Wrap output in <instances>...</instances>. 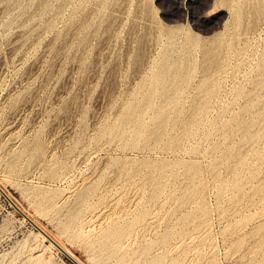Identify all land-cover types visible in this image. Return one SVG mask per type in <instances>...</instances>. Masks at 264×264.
I'll list each match as a JSON object with an SVG mask.
<instances>
[{
	"label": "rangeland",
	"instance_id": "rangeland-1",
	"mask_svg": "<svg viewBox=\"0 0 264 264\" xmlns=\"http://www.w3.org/2000/svg\"><path fill=\"white\" fill-rule=\"evenodd\" d=\"M259 5L0 0L2 188L85 264H264ZM217 37L219 62L205 69ZM181 61L182 77L145 101L155 71ZM2 188L0 264H11L38 230ZM107 229L119 232L118 251L98 242ZM49 247L45 264H77Z\"/></svg>",
	"mask_w": 264,
	"mask_h": 264
},
{
	"label": "bare ground",
	"instance_id": "bare-ground-1",
	"mask_svg": "<svg viewBox=\"0 0 264 264\" xmlns=\"http://www.w3.org/2000/svg\"><path fill=\"white\" fill-rule=\"evenodd\" d=\"M225 1H230V0H225ZM259 3H260V5L258 6V12L259 13H264V0H259ZM74 5V4H73ZM232 5V4H231ZM236 5V4H235ZM238 7V6H237ZM113 14V13H112ZM240 14H238V16H239ZM109 18V17H108ZM159 23V22H158ZM134 24V23H133ZM179 25V24H178ZM133 27V26H132ZM135 27V26H134ZM180 27V26H179ZM181 27H183V26H181ZM56 29H57V27H56ZM184 29V28H183ZM179 33H182V31L180 32L179 31ZM178 33V34H179ZM183 35V34H182ZM170 36V35H169ZM173 36V35H172ZM182 37H184V35L182 36ZM168 38V37H167ZM178 38V37H177ZM9 40V39H8ZM193 40V39H192ZM227 40V39H226ZM178 41V40H177ZM200 41V40H199ZM175 43V42H174ZM177 43V42H176ZM171 44V43H170ZM189 44V43H188ZM196 44V43H195ZM177 45V44H176ZM184 45H187V44H184ZM197 45V44H196ZM221 45H222V38L221 37H217V38H215L214 39V41L212 42V44H210V45H207V46H204V48H203V65H204V67H205V69L206 68H209L210 69V67L211 66H213V65H215V64H217V62H219L218 61V57H219V53H220V48H221ZM188 46V45H187ZM186 46V47H187ZM193 46H194V44H193ZM225 46V45H224ZM227 46V45H226ZM189 47H191V46H189ZM195 47V46H194ZM166 48V47H165ZM164 48V51L166 50V49H168V48H166L165 49ZM171 48V47H170ZM175 48V47H174ZM196 48V47H195ZM177 49H178V47H177ZM185 49V48H184ZM191 49V48H190ZM194 49V48H193ZM198 49V48H197ZM182 50V49H181ZM168 51H171V50H168ZM167 51V52H168ZM175 51H176V49H175ZM174 52V51H173ZM182 53H183V51H181ZM190 52V51H189ZM45 54V53H44ZM168 55H169V53H168ZM167 55V56H168ZM161 56H163L162 54H161ZM164 57V56H163ZM182 57H183V54H182ZM181 57V58H182ZM223 57V56H222ZM62 59V58H61ZM164 59V58H163ZM168 59V58H167ZM170 59V58H169ZM183 59V58H182ZM40 60V59H39ZM171 60V59H170ZM169 60V61H170ZM2 61V60H1ZM173 61V60H172ZM176 61V60H175ZM40 62V61H39ZM3 63V62H2ZM155 63V62H154ZM164 63V62H163ZM172 64H173V62H171ZM177 63H178V61H177ZM1 64V63H0ZM37 64V63H36ZM59 64V63H58ZM161 64H162V62H161ZM1 66H2V64H1ZM177 66H181V69L182 70H177ZM215 67V66H214ZM217 68V67H216ZM6 69V68H5ZM4 69V70H5ZM34 69V68H33ZM187 69H188V67L185 65V63L183 62V61H181V62H179V65L178 64H175V65H173L172 67L171 66H167V65H165V64H163V65H161L156 71H155V73H154V75L152 76V86H151V88L143 95V98H144V100L145 101H149L150 100V98H151V96H152V94H153V92H154V90H155V87L157 86V85H160L161 83L163 84L164 82H165V80L166 79H171V80H179V78H181L182 76V74L185 72V71H187ZM89 71V70H88ZM205 72V71H204ZM28 73V72H27ZM81 75V74H80ZM151 75V74H150ZM188 75V74H187ZM206 75H207V73H206ZM205 75V76H206ZM144 79H146V78H144ZM181 80V79H180ZM183 80H184V78H183ZM18 81V80H17ZM146 81V80H145ZM186 81V80H185ZM144 82V81H143ZM173 82V81H172ZM184 82V81H183ZM19 83V82H18ZM214 83V82H213ZM213 83L212 82H210V81H206V83H205V85H204V95H205V97L207 98L208 96H210V92L211 91H213L212 89V87H213ZM16 84V83H15ZM146 84H147V82H146ZM257 84L259 85V86H264V78H262V79H260L259 80V82H257ZM171 85H172V83H171ZM214 85H216V83L214 84ZM167 86H168V84H167ZM158 87H160V86H158ZM157 87V88H158ZM169 87H170V85H169ZM172 87V86H171ZM144 88H146V86L144 87ZM161 89V88H160ZM14 90V89H13ZM144 90V89H143ZM139 91H141L140 89H139ZM158 92H159V90H158ZM171 92V91H170ZM169 92V93H170ZM174 92V91H173ZM173 92H172V95H173ZM161 93V92H160ZM159 93V94H160ZM29 95V94H28ZM169 95V94H168ZM171 95V94H170ZM139 96V95H138ZM157 96V95H156ZM212 96V95H211ZM140 97V96H139ZM141 98V97H140ZM164 99V98H163ZM137 100V99H136ZM205 100V99H204ZM153 101V100H152ZM132 102H133V100H132ZM137 102H138V100H137ZM207 104V103H206ZM135 106V105H134ZM171 107V106H170ZM204 108H205V106H204ZM133 105H131V106H129L128 108H127V110H126V112H125V114H124V116L122 117V119H121V121H124V122H126L127 120H129L130 118H131V116L133 115V113H134V111H133ZM201 111V110H200ZM199 111V112H200ZM15 112V111H14ZM18 112V111H17ZM138 112V111H137ZM173 112V111H172ZM191 114V113H190ZM197 114V113H196ZM136 115H137V113H136ZM168 116H170V114H169V111L167 110V109H163L162 111H160V116H159V124L160 125H162L166 120H167V118H168ZM172 116V115H171ZM138 117H139V115H138ZM239 118V117H238ZM135 120V119H134ZM134 120L132 121L133 123H134ZM217 120V119H216ZM168 121V120H167ZM111 122V121H110ZM204 123V122H203ZM206 123V122H205ZM57 124V123H56ZM140 124H143V122H141ZM145 124V123H144ZM247 124H248V122H247ZM139 125V124H138ZM164 125V124H163ZM117 126H118V124L117 123H114V124H112L111 123V125H108L106 128H105V130H106V132H109V133H114L115 132V130L117 129ZM132 126H133V124H132ZM244 127V126H243ZM242 127V128H243ZM104 128V127H103ZM123 128H125V127H123ZM132 129V128H131ZM136 129V128H135ZM143 129V128H142ZM142 129H141V131H142ZM118 131H120V130H118ZM165 132V131H164ZM185 132V131H184ZM120 133H121V131H120ZM258 136V135H257ZM129 137H130V134H129ZM106 140V139H105ZM133 140V139H132ZM134 141V140H133ZM106 142V141H105ZM232 144V143H231ZM101 146V145H100ZM98 148V147H97ZM96 148V149H97ZM3 153V152H2ZM126 158V157H125ZM134 158V157H133ZM132 158V159H133ZM33 159V158H32ZM39 159V158H38ZM100 160V159H99ZM107 161V160H106ZM6 165V164H5ZM9 166V165H8ZM36 166V165H35ZM11 167V166H10ZM95 167V166H94ZM9 168V167H8ZM192 168H194V171L195 170H197L198 171V169H197V167L196 166H193ZM154 171V170H153ZM164 171H166V170H164ZM197 171H195V172H197ZM234 172V171H233ZM91 173V172H90ZM5 175V177H6V174H4ZM178 175V174H177ZM8 176V175H7ZM151 176V175H150ZM5 177H0V183H2V181L4 182V178ZM84 178V177H83ZM149 178V177H148ZM131 179V178H130ZM147 179V178H146ZM145 179V180H146ZM151 179V178H150ZM146 183V182H145ZM4 185V184H3ZM130 186V185H129ZM139 186V185H138ZM145 186V185H144ZM0 187L2 188V186L0 185ZM36 187V186H35ZM34 187V188H35ZM43 187V186H42ZM42 187H41V189H42ZM46 187V186H45ZM141 187V186H140ZM37 188H40V187H38L37 186ZM47 188V187H46ZM45 188V189H46ZM136 188V187H135ZM139 188V187H138ZM143 189H144V187H142ZM2 190L4 191V193L8 196V198L9 199H11L12 200V202H13V204L16 206V207H18L19 209L18 210H20V212L23 214V216H24V220L26 219V220H28L29 222H31L34 226H36V228H37V230H38V232H36V233H34L33 234V239L35 240V241H33V243H32V241H31V244L30 245H28V246H25V244H27L26 242H24L23 244H24V246L25 247H27V248H25L24 247V251L21 253L20 252V255H19V257H18V259H12L11 260V264H45L46 262L47 263H49V254L47 253V249L48 248H50L49 246H54L55 248H58V249H60V250H64L65 252H67L68 254H69V256H70V258L75 262V263H77V264H85L83 261H81V260H79V258H77V256H75L68 248H67V246H65L63 243H61L58 239H59V237H58V239L55 237V236H53L44 226H42L39 222H38V220L37 219H35L33 216H31V214H29L28 212H26L16 201H14L13 199H12V197H11V195L9 194V192H7L4 188H2ZM39 190V189H38ZM38 190H35V193L36 192H38ZM138 190V189H137ZM40 191V190H39ZM124 191V190H123ZM143 191V190H142ZM1 192V191H0ZM34 192V191H33ZM50 192V191H49ZM63 193H65L64 191H63ZM86 193H87V191H86ZM38 194V193H37ZM36 194V195H37ZM65 195V194H64ZM40 196V195H39ZM63 196V195H62ZM139 196V195H138ZM141 196V195H140ZM67 197V196H66ZM60 198H62V197H60ZM79 200H82V198H83V193L81 192L80 194H79ZM131 198V197H130ZM139 197H137V199H138ZM64 199V198H63ZM84 199V198H83ZM118 199V198H117ZM66 200V199H65ZM176 200V199H175ZM134 201H136V200H134ZM88 203V202H87ZM137 205V204H136ZM83 206V205H82ZM116 208V207H115ZM157 209V208H156ZM77 210V209H76ZM132 210V209H131ZM110 211V210H109ZM68 212H71V210L70 211H68ZM96 213V212H95ZM133 213V212H132ZM75 214V213H74ZM77 218H78V216H77ZM135 218V217H134ZM161 218H163V217H161ZM78 220V219H77ZM161 220V219H160ZM159 220V221H160ZM74 221V220H73ZM129 221V220H128ZM124 222V221H123ZM124 223H126V222H124ZM124 223H123V225H124ZM63 224V223H62ZM67 224H68V222H67ZM71 223H69V225H70ZM94 224V223H93ZM158 224H159V222H158ZM158 224H156L157 226H158ZM121 225V224H120ZM68 227V226H67ZM72 227H73V225H72ZM149 228V227H148ZM68 229V228H67ZM66 229V230H67ZM65 230V229H64ZM70 230V229H69ZM85 230V229H84ZM208 230V229H207ZM86 231V230H85ZM128 231V230H127ZM118 231H116V230H110V229H107L106 230V234L105 235H101L100 236V238L98 239V242H100V243H102V244H112V246H113V250H116V249H118V247H119V241L120 240H118V238H119V236H118ZM62 234V233H61ZM57 236V235H56ZM115 237L117 238V240H114L115 239ZM126 238V237H125ZM120 239V238H119ZM44 240L45 241H48L49 242V244L48 245H46V244H44L43 242H44ZM125 241V240H124ZM131 243V242H130ZM135 243V242H134ZM130 245V244H129ZM138 247V246H137ZM22 248V247H21ZM49 250V252H51L50 251V249H48ZM116 251H118V250H116ZM128 251V250H127ZM109 252V251H108ZM107 253V252H106ZM113 253V252H112ZM18 254H19V252H18ZM48 254V255H47ZM18 256V255H17ZM16 256V257H17ZM14 258V257H13ZM51 258V257H50ZM52 259V258H51ZM139 261V260H138ZM151 261V260H150ZM50 262H52V261H50ZM8 263V262H7ZM51 264H53V262L51 263Z\"/></svg>",
	"mask_w": 264,
	"mask_h": 264
},
{
	"label": "water",
	"instance_id": "water-1",
	"mask_svg": "<svg viewBox=\"0 0 264 264\" xmlns=\"http://www.w3.org/2000/svg\"><path fill=\"white\" fill-rule=\"evenodd\" d=\"M63 252H65L64 250H62ZM68 256H69V254L67 253V252H65Z\"/></svg>",
	"mask_w": 264,
	"mask_h": 264
}]
</instances>
